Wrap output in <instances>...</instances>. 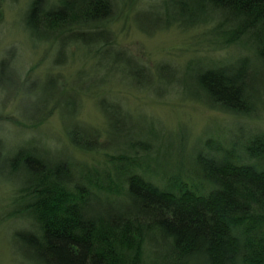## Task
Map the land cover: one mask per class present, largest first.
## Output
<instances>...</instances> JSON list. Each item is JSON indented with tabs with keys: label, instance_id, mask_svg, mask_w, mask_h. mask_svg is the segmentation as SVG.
<instances>
[{
	"label": "trees",
	"instance_id": "obj_1",
	"mask_svg": "<svg viewBox=\"0 0 264 264\" xmlns=\"http://www.w3.org/2000/svg\"><path fill=\"white\" fill-rule=\"evenodd\" d=\"M165 6V24L212 25L217 47L248 52L227 65L191 60L181 75L163 64L160 73L227 113L236 129L206 134L187 156L172 151L169 140L163 148L144 139L123 146L112 137L115 115L124 109L102 97L114 151H103V164L17 146L3 171L15 187L12 215L29 226L14 238L39 264H264V130L241 123L264 112V0H166ZM113 9V0H31L25 28L60 49L75 37L111 62L100 37L115 20ZM55 83L44 93L55 91ZM68 96L77 118L75 95ZM53 99L33 101L41 109ZM65 128L75 150L100 152L99 131L86 133L77 122Z\"/></svg>",
	"mask_w": 264,
	"mask_h": 264
},
{
	"label": "rangeland",
	"instance_id": "obj_2",
	"mask_svg": "<svg viewBox=\"0 0 264 264\" xmlns=\"http://www.w3.org/2000/svg\"><path fill=\"white\" fill-rule=\"evenodd\" d=\"M30 1L0 0V264H39L18 249L14 238L29 226L27 220L12 215L15 187L3 171V159L17 146H35L51 159L68 156L80 165L103 164V151L114 152L99 108L104 97L124 109L122 116L115 115L116 143L125 146L132 139H144L163 148L160 143L169 140L172 151L182 149L187 156L206 134L218 136L226 128H232L231 133L236 126L227 113L193 99L180 84L160 74L163 66L181 75L191 60L227 65L248 54L241 45L217 47L212 25L165 24L166 0H113L115 20L100 37L104 54L112 58L109 62L75 37L60 49L45 36L40 40L29 34L25 13ZM49 82H56L57 89L46 94L42 89ZM68 93L75 95L77 118L71 113L74 106L68 104ZM34 98L54 99L37 109ZM75 122L86 133L99 131V141H106L95 156L74 149L65 127L70 129ZM241 123L264 130V112Z\"/></svg>",
	"mask_w": 264,
	"mask_h": 264
},
{
	"label": "bare ground",
	"instance_id": "obj_3",
	"mask_svg": "<svg viewBox=\"0 0 264 264\" xmlns=\"http://www.w3.org/2000/svg\"><path fill=\"white\" fill-rule=\"evenodd\" d=\"M204 26H206V25H204Z\"/></svg>",
	"mask_w": 264,
	"mask_h": 264
}]
</instances>
